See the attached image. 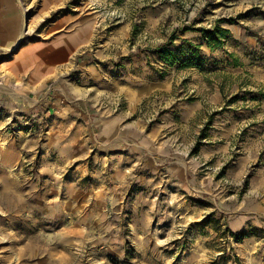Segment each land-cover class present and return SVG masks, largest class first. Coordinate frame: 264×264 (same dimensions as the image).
<instances>
[{
    "label": "rangeland",
    "instance_id": "rangeland-1",
    "mask_svg": "<svg viewBox=\"0 0 264 264\" xmlns=\"http://www.w3.org/2000/svg\"><path fill=\"white\" fill-rule=\"evenodd\" d=\"M17 5L0 264H264V0Z\"/></svg>",
    "mask_w": 264,
    "mask_h": 264
},
{
    "label": "bare ground",
    "instance_id": "bare-ground-1",
    "mask_svg": "<svg viewBox=\"0 0 264 264\" xmlns=\"http://www.w3.org/2000/svg\"><path fill=\"white\" fill-rule=\"evenodd\" d=\"M23 10H26V8H23ZM21 34L18 35L15 40L10 44L11 48L14 47V45H16L21 39ZM8 108H13V110L15 109V106L13 104H9ZM0 136H4V138H8L6 135H4L3 133L0 134ZM20 138H22V136H20ZM19 138L18 142H21V139ZM19 146V144L15 143V142H11L8 143L3 149L0 150V173L1 175H3V177L5 178V182L3 181V183H0V198L3 200L4 204L6 205V207L8 206L10 209H14L15 211H20L22 210V197H21V193L19 191V185L20 183L13 181L12 179H10L6 174L5 171H3L4 169H8L11 173V169L9 166L12 165H16V164H22L20 161V157H19V153L16 150V148ZM54 167H56V165H58V161H56V163H53ZM24 180V178H23ZM53 191H57L53 188V186L51 188H47L45 193H51ZM57 214H55L56 216ZM3 218V217H2ZM0 218V221L1 219ZM57 222V221H56ZM36 226H38L36 224ZM74 232L75 229L72 227V225H69L67 227V241L69 242V246L71 245V238L74 236ZM38 236L35 237V239H37ZM22 253H20L19 255L17 254L16 256V261H18L20 259V255ZM74 258V254L72 252L68 253V257L67 259L64 261L63 264H72V259ZM1 259V258H0Z\"/></svg>",
    "mask_w": 264,
    "mask_h": 264
},
{
    "label": "crops",
    "instance_id": "crops-1",
    "mask_svg": "<svg viewBox=\"0 0 264 264\" xmlns=\"http://www.w3.org/2000/svg\"><path fill=\"white\" fill-rule=\"evenodd\" d=\"M17 0H0V44L10 45L23 26Z\"/></svg>",
    "mask_w": 264,
    "mask_h": 264
},
{
    "label": "trees",
    "instance_id": "trees-1",
    "mask_svg": "<svg viewBox=\"0 0 264 264\" xmlns=\"http://www.w3.org/2000/svg\"><path fill=\"white\" fill-rule=\"evenodd\" d=\"M224 32H226V30L220 29V28H214V29L204 30L203 31L204 36H205L206 41H207L208 44H210V43L218 44L219 40H217V38L215 37L216 33L222 34ZM262 95H263V98H264V93Z\"/></svg>",
    "mask_w": 264,
    "mask_h": 264
}]
</instances>
